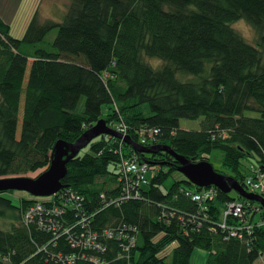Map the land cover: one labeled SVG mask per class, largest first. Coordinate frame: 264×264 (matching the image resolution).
Masks as SVG:
<instances>
[{"label":"trees","instance_id":"trees-1","mask_svg":"<svg viewBox=\"0 0 264 264\" xmlns=\"http://www.w3.org/2000/svg\"><path fill=\"white\" fill-rule=\"evenodd\" d=\"M38 14L20 38L0 15V177L45 170L55 141L74 142L104 119L143 149L168 145L193 162L219 150L227 171L214 169L260 194L245 179L264 175V0H69L60 21ZM241 16L257 42L230 29ZM149 57L165 61L161 71ZM153 131L139 142L140 132ZM131 157L147 164V181L134 190V175L119 171ZM177 164L164 150L94 137L68 161L56 193L24 192L14 204L4 192L15 190L0 191V218L10 223L0 228V264H165L160 253L172 243L169 264H191L196 248L207 253L204 264L264 262L259 203L214 186L212 199L192 200L205 188L184 176L164 187ZM231 201L243 213L228 215L223 228ZM35 202L64 207L60 232L25 218Z\"/></svg>","mask_w":264,"mask_h":264},{"label":"water","instance_id":"water-1","mask_svg":"<svg viewBox=\"0 0 264 264\" xmlns=\"http://www.w3.org/2000/svg\"><path fill=\"white\" fill-rule=\"evenodd\" d=\"M101 134L112 135L122 139L135 150H144L147 152H155L157 150L167 151L177 160V171L195 186L199 188L214 186L225 193L235 191L243 198L258 202L264 210V197L262 195L247 191L232 176L216 171L209 161L201 160L193 162L175 153L168 145L163 144H155L148 150L143 149L127 134H122L107 126L104 119L97 120L94 125L85 130L74 142H66L63 140L55 141L49 165L36 176L0 177V191H25L38 197L50 196L56 193L62 188L61 179L66 174V164L68 161L91 139Z\"/></svg>","mask_w":264,"mask_h":264},{"label":"rangeland","instance_id":"rangeland-1","mask_svg":"<svg viewBox=\"0 0 264 264\" xmlns=\"http://www.w3.org/2000/svg\"><path fill=\"white\" fill-rule=\"evenodd\" d=\"M69 0H1L0 9L3 14L4 20L9 24V32L12 36L20 38L23 36L28 22L30 21L34 11H37L39 18L43 19H52L55 21H60L63 18L67 4ZM56 35V29L48 32L44 39V43L51 42ZM252 43L257 42V39L251 41ZM250 42V43H251ZM179 77V76H178ZM181 78V77H179ZM182 79V78H181ZM84 102V97H81L77 110H79ZM246 116L256 117L258 113L255 111H245ZM119 132V131H118ZM210 163L216 170L227 171L226 167L222 163V153L219 150H214L209 154ZM242 163L246 167H251L254 164L252 157H245L242 160ZM41 171V170H40ZM40 171L34 173H26V176L34 177ZM151 175V172H148V176ZM183 175L180 172L174 173L170 176L164 183V187L169 186L170 183L177 178H181ZM248 191H251L248 189ZM25 191L15 190L14 192H4V195L10 197L14 204L17 203V199L26 196ZM234 191H231V194H234ZM261 212L258 210L255 213V218L260 217ZM0 228L9 229L10 223L8 219L0 218ZM175 246V243L170 244L164 251L160 254L161 256L165 255V264L170 262V251ZM207 253L204 250L196 248L193 250L191 255V264H204L205 257ZM256 264H264L262 258L256 260Z\"/></svg>","mask_w":264,"mask_h":264},{"label":"built area","instance_id":"built-area-1","mask_svg":"<svg viewBox=\"0 0 264 264\" xmlns=\"http://www.w3.org/2000/svg\"><path fill=\"white\" fill-rule=\"evenodd\" d=\"M116 131H119L122 134L125 133L124 126H116ZM156 131V130H155ZM154 131V133H155ZM140 143L144 144L142 140V133H140ZM140 145V144H139ZM120 173L126 175L131 174L134 175V178L130 179V186L132 190L135 189L137 185H144L147 181L146 173H147V164L145 162H138L135 157H131L128 159H124L122 164L119 166ZM245 184L251 188L252 190H257L260 194L264 193V175L260 174L255 177H247L245 179ZM186 194H189L186 192ZM137 196V195H136ZM70 197L74 198L75 200H79L81 197L78 195H71ZM214 197V189L212 187H206L202 192L193 193L191 195V199L198 201V202H205L210 200ZM243 204L241 202L231 201L226 204V207L223 211V219L221 221L220 226L225 228V219L228 215H233L236 217H240L243 213ZM64 207L56 205L45 204L42 202H35V204L28 207V210L25 213V218L28 220H33L35 216L38 217V224L41 226L43 222H46L51 226V230L54 233L60 232L62 229L60 217L64 214ZM229 234L231 236H235L240 234L238 231V227H229ZM62 234V233H61ZM68 261H72L73 257L68 256Z\"/></svg>","mask_w":264,"mask_h":264},{"label":"clouds","instance_id":"clouds-1","mask_svg":"<svg viewBox=\"0 0 264 264\" xmlns=\"http://www.w3.org/2000/svg\"><path fill=\"white\" fill-rule=\"evenodd\" d=\"M230 29L244 42H251L258 38L255 25L243 16L232 21L230 23ZM164 63L165 61L159 57L147 58V64L153 72L161 71Z\"/></svg>","mask_w":264,"mask_h":264},{"label":"bare ground","instance_id":"bare-ground-1","mask_svg":"<svg viewBox=\"0 0 264 264\" xmlns=\"http://www.w3.org/2000/svg\"><path fill=\"white\" fill-rule=\"evenodd\" d=\"M96 123V122H95ZM107 125V124H106ZM140 133H142V132H140ZM154 133V131L151 133L150 132V134H148L147 135V133H142V140L145 142V141H147V139H148V137H152V134ZM150 139V138H149Z\"/></svg>","mask_w":264,"mask_h":264},{"label":"crops","instance_id":"crops-1","mask_svg":"<svg viewBox=\"0 0 264 264\" xmlns=\"http://www.w3.org/2000/svg\"><path fill=\"white\" fill-rule=\"evenodd\" d=\"M0 1H1V0H0ZM7 1H9V2H10V0H7ZM1 11H2V10L0 9V15H2V16H3V14L1 13Z\"/></svg>","mask_w":264,"mask_h":264}]
</instances>
